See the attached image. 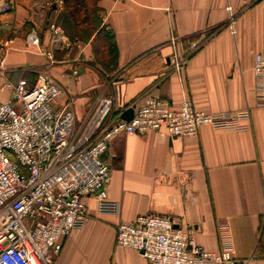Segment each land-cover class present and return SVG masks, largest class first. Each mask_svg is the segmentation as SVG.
I'll return each mask as SVG.
<instances>
[{
  "label": "crops",
  "instance_id": "obj_1",
  "mask_svg": "<svg viewBox=\"0 0 264 264\" xmlns=\"http://www.w3.org/2000/svg\"><path fill=\"white\" fill-rule=\"evenodd\" d=\"M6 1L0 57L7 75L32 86L48 74L63 88L57 104L72 99L79 123L105 100L115 120L147 95L175 104L188 96L210 113L246 112L240 129L205 124L189 136L164 129L117 135L104 157L111 167L106 194L119 212L101 213L87 196L89 217L63 239L59 263L152 264L116 241L120 221L152 212L177 218L212 251L221 249V226H228L235 264H264V101L254 73L264 53V0ZM32 31L39 45L29 39ZM172 36L182 52L189 41L200 44L180 73L172 64ZM11 95L10 87L1 90L0 101Z\"/></svg>",
  "mask_w": 264,
  "mask_h": 264
},
{
  "label": "built area",
  "instance_id": "obj_2",
  "mask_svg": "<svg viewBox=\"0 0 264 264\" xmlns=\"http://www.w3.org/2000/svg\"><path fill=\"white\" fill-rule=\"evenodd\" d=\"M0 0V15L9 11ZM55 33L60 27L51 24ZM31 42L39 45L32 31ZM172 64L181 72L188 56L199 47L189 41L182 52L171 38ZM52 58V51L41 49ZM0 57V91L12 95L0 101V264H60L57 255L63 239L88 217L85 198L94 196L101 213L118 214V201L108 199L111 167L104 155L120 134L166 130L172 136L196 135L202 125L240 129L246 114L210 113L188 96L179 104L147 95L130 120H112L109 100L96 108L76 129L73 100L58 105L62 86L48 74L32 86L26 79L13 83ZM256 93L264 101V53L254 62ZM221 249L199 245L193 233L171 215L146 213L117 225L118 245L133 247L152 264H235L234 244L228 226H221Z\"/></svg>",
  "mask_w": 264,
  "mask_h": 264
},
{
  "label": "water",
  "instance_id": "obj_3",
  "mask_svg": "<svg viewBox=\"0 0 264 264\" xmlns=\"http://www.w3.org/2000/svg\"><path fill=\"white\" fill-rule=\"evenodd\" d=\"M135 112V108L133 106L128 107L126 109H124L121 113H120V118L122 119H126V120H130Z\"/></svg>",
  "mask_w": 264,
  "mask_h": 264
},
{
  "label": "trees",
  "instance_id": "obj_4",
  "mask_svg": "<svg viewBox=\"0 0 264 264\" xmlns=\"http://www.w3.org/2000/svg\"><path fill=\"white\" fill-rule=\"evenodd\" d=\"M100 32H101V30H100ZM105 40L106 41H108V44H109V47H110V51H111V54H112V56H114V54H115V45L112 43V40H113V36H111L110 34H108V37L107 38H105Z\"/></svg>",
  "mask_w": 264,
  "mask_h": 264
},
{
  "label": "rangeland",
  "instance_id": "obj_5",
  "mask_svg": "<svg viewBox=\"0 0 264 264\" xmlns=\"http://www.w3.org/2000/svg\"><path fill=\"white\" fill-rule=\"evenodd\" d=\"M94 2H95V0H94ZM68 4V7H69V3H67ZM69 10V9H68ZM73 10H69L68 12H72ZM79 16V15H78ZM80 17V16H79ZM95 19H97V18H95ZM97 22H98V20H94V24L96 25L97 24ZM106 37H108V36H106ZM105 37V38H106ZM105 41V40H104ZM98 45H99V43H98V41L95 43V47H98ZM83 127V123H79V122H76V129H80V128H82Z\"/></svg>",
  "mask_w": 264,
  "mask_h": 264
}]
</instances>
